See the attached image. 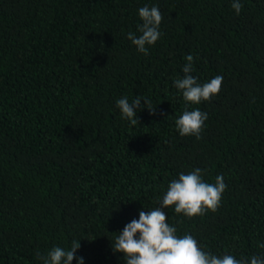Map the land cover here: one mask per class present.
<instances>
[{"label": "trees", "instance_id": "1", "mask_svg": "<svg viewBox=\"0 0 264 264\" xmlns=\"http://www.w3.org/2000/svg\"><path fill=\"white\" fill-rule=\"evenodd\" d=\"M240 2L236 15L232 0H0V264H42L37 252L73 241L84 264H125L118 232L196 168L227 187L216 212L164 209L177 235L264 256V0ZM145 6L163 14L147 55L127 39ZM189 54L200 84L223 77L198 105L174 86ZM136 96L155 113L132 125L117 101ZM196 108L200 138L181 136Z\"/></svg>", "mask_w": 264, "mask_h": 264}, {"label": "clouds", "instance_id": "2", "mask_svg": "<svg viewBox=\"0 0 264 264\" xmlns=\"http://www.w3.org/2000/svg\"><path fill=\"white\" fill-rule=\"evenodd\" d=\"M232 8L236 15L242 11L240 0H232ZM142 25H138L137 36L129 32L127 39L140 53L148 54V47L155 45L160 39V25L163 14L158 7H141L138 12ZM187 63L182 71L183 78L174 81V86L182 93L186 103L200 104L210 101L222 89L223 77L217 75L210 81L200 84L190 73L193 71L194 57L186 56ZM143 101V105L141 103ZM123 118L132 125L139 123L137 111L145 108L150 114L155 113L151 101L136 96L131 102L127 97L117 101ZM207 114L198 108L185 109L176 119V128L181 136H195L200 138ZM226 184L222 175L216 177L215 183H207L202 178L201 169L184 174L174 179L168 185L166 194L160 202V207L152 210H141L139 219H133L125 225L122 232H118L114 242H111L114 253L123 254L125 264H264V256H252L237 259L233 255L217 256L204 251L196 239L190 234L182 237L177 235V229L168 223L164 209L174 208L175 213L183 214L188 218L203 216L207 212H216L221 205ZM264 247V244L260 245ZM80 248V241H73L70 250L59 246L53 247L46 255L37 252L42 264H84L82 257L77 258L76 252Z\"/></svg>", "mask_w": 264, "mask_h": 264}]
</instances>
